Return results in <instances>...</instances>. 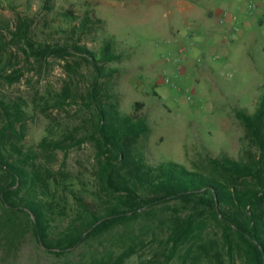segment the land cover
<instances>
[{"label": "rangeland", "instance_id": "374dc122", "mask_svg": "<svg viewBox=\"0 0 264 264\" xmlns=\"http://www.w3.org/2000/svg\"><path fill=\"white\" fill-rule=\"evenodd\" d=\"M171 1L0 0V101L24 112V121L11 139L25 153L35 154L36 165L47 171L49 192L40 197L54 206V233L63 230L80 209L78 198L96 211L109 200L99 178L98 144L92 136L97 119L87 97L96 70L76 46L86 47L99 58L105 42L112 41L111 51L119 59L100 64L114 70L100 80L101 93L117 103L121 114L137 113L148 124V133L133 145L147 165L174 162L206 174L213 158L227 155L243 162L259 158L260 151L246 138L236 110L254 114L264 96L260 4L250 10V0H238L232 12L230 3L215 2L211 24H220L223 12L252 16L253 22L250 27L236 24L243 35H231L228 50L213 54L208 48L202 58L193 51L201 42V32L191 36L183 53L167 43L185 31L179 8ZM22 23H28L29 43L35 49H48L42 58L28 55L25 42L14 35ZM177 58L182 62H176ZM187 62L211 67L205 73H187L190 81L184 86L179 68ZM137 103L142 107L137 108ZM3 122L0 105V129ZM44 139L80 144L65 153L41 145ZM192 212L177 200L159 203L144 217L58 257L38 243L32 230L4 225L7 215L0 204V264H90L92 258L118 255L130 245L136 254L125 264H164L172 246L167 245L170 221ZM16 220L20 225L26 222L22 214ZM206 234L220 238L214 222L208 223ZM185 250L171 257L170 264H181ZM225 264L246 262L236 254L234 262L226 258Z\"/></svg>", "mask_w": 264, "mask_h": 264}, {"label": "trees", "instance_id": "16d2710c", "mask_svg": "<svg viewBox=\"0 0 264 264\" xmlns=\"http://www.w3.org/2000/svg\"><path fill=\"white\" fill-rule=\"evenodd\" d=\"M88 22H84V28ZM14 35L19 42H25L28 55L42 58L48 52L47 48L35 49L29 43L28 23H22ZM111 48L112 41L107 40L98 58L84 46L75 47L96 70L87 97L97 119L92 136L98 144L99 178L109 198L108 205L101 211L91 210L78 198L80 209L63 230L54 233V206L40 197V193L49 192L47 171L36 165L35 154L25 153L11 139L17 135L16 126L24 121V112L0 101L4 118L0 129V204L7 215L4 225L32 230L46 251L62 257L86 241L144 217L159 203L177 200L195 212L186 217L173 216L170 221L167 245L172 246L164 264H170L171 257L184 247L181 264H225L226 258L234 262L236 254L246 264H264V96L254 114L236 110L246 138L260 151L259 158L249 162L227 155L213 158L206 174L174 162L149 166L133 147L148 133V124L137 113L121 114L117 103L101 93L100 80L114 70L100 64L119 59ZM136 106L141 108L142 104ZM79 144L44 139L41 145L67 153ZM19 214L25 217L23 226L16 220ZM209 222L215 223L220 238L207 236ZM135 254V246L130 245L118 255L107 253L92 258L90 264H125Z\"/></svg>", "mask_w": 264, "mask_h": 264}, {"label": "crops", "instance_id": "0c3cea01", "mask_svg": "<svg viewBox=\"0 0 264 264\" xmlns=\"http://www.w3.org/2000/svg\"><path fill=\"white\" fill-rule=\"evenodd\" d=\"M222 1L224 4H229L232 12L237 8L238 0H174L171 1V5H176L179 8L181 16L184 20V33L181 37L179 35H175L179 39V44L174 47L178 50L179 53H183L186 51L188 46V41L191 39V36H194L195 33L201 32V42L194 48V53H198L202 58H204V54L208 50H213V54H216V51L219 50H228L225 46L228 45L229 40L231 39V35L233 37H239L243 35V31L236 25L237 23L243 27L252 26L253 17H244L236 15L235 13H230L233 20H227L223 26H221L218 21L217 23L211 24L209 19L214 18V9L215 2ZM197 4H201L204 9L197 6ZM260 4V13L264 12V0H258ZM259 13V12H258ZM219 14V13H218ZM235 21L236 23H234ZM234 23V24H233ZM262 23V20H260ZM218 25V26H217ZM237 28V29H236ZM179 34V33H178ZM172 37V38H173ZM218 55H215L217 58ZM220 56V55H219ZM211 67V66H210ZM208 64L204 63L201 65H196L194 62H187L183 66L179 68L180 74V83L184 86L188 84L190 81L189 77H186L187 73L195 74L196 72L205 73L210 68ZM195 90V89H192Z\"/></svg>", "mask_w": 264, "mask_h": 264}, {"label": "built area", "instance_id": "2783aa9c", "mask_svg": "<svg viewBox=\"0 0 264 264\" xmlns=\"http://www.w3.org/2000/svg\"><path fill=\"white\" fill-rule=\"evenodd\" d=\"M257 8H258L257 3L254 2V1H252V0H250V2H249V4H248V9H250V10H255V9H257ZM229 19H232V20H233L232 16H231L228 12H223V13L221 14L220 19H219V22H220V24H224V23H225L227 20H229ZM262 23H264V20H263ZM236 29H237V28H236ZM167 43L170 44V45H178V44H179V39L176 38V37H173V38L167 40ZM217 58H218V56H217ZM176 62L181 63V62H182V59H181V58H177V59H176ZM165 82H166L167 84H170V83H171L170 78L166 77V78H165Z\"/></svg>", "mask_w": 264, "mask_h": 264}]
</instances>
